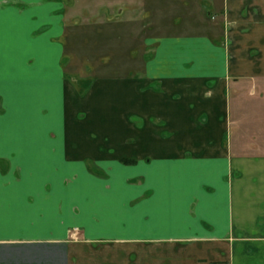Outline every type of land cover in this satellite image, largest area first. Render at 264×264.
<instances>
[{"label": "crops", "instance_id": "1", "mask_svg": "<svg viewBox=\"0 0 264 264\" xmlns=\"http://www.w3.org/2000/svg\"><path fill=\"white\" fill-rule=\"evenodd\" d=\"M62 4L0 0V264H264V0L91 79Z\"/></svg>", "mask_w": 264, "mask_h": 264}, {"label": "rangeland", "instance_id": "2", "mask_svg": "<svg viewBox=\"0 0 264 264\" xmlns=\"http://www.w3.org/2000/svg\"><path fill=\"white\" fill-rule=\"evenodd\" d=\"M226 0H63L66 66L83 79L134 77L166 35L226 31ZM246 10L243 12L246 15ZM218 34V35H217ZM76 73V74H74ZM255 108L264 111V108Z\"/></svg>", "mask_w": 264, "mask_h": 264}, {"label": "built area", "instance_id": "3", "mask_svg": "<svg viewBox=\"0 0 264 264\" xmlns=\"http://www.w3.org/2000/svg\"><path fill=\"white\" fill-rule=\"evenodd\" d=\"M217 264H226V263H217Z\"/></svg>", "mask_w": 264, "mask_h": 264}]
</instances>
